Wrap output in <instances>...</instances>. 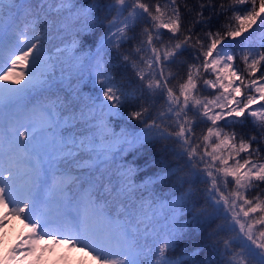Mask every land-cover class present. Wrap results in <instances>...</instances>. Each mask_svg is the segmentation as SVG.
Returning <instances> with one entry per match:
<instances>
[{
	"label": "snow or ice",
	"instance_id": "obj_1",
	"mask_svg": "<svg viewBox=\"0 0 264 264\" xmlns=\"http://www.w3.org/2000/svg\"><path fill=\"white\" fill-rule=\"evenodd\" d=\"M115 6L116 15L104 26L99 42L91 41L95 50L81 56L77 53L88 41L86 30L97 24L91 6L76 9L74 0H0V227L14 215L29 230L0 260L39 259V241L50 239L81 249L96 264H185L186 257L169 253L184 235L178 217L187 209L193 219L223 218L225 224L211 235L225 229L231 233L223 240L224 250L231 253L228 264H264V229L257 232L254 227L264 223V215L252 219L258 212L264 214V200L259 194L253 200L245 196V190L264 183V74L252 78L264 68V0L221 3L220 10L232 11L230 22L223 25L224 31L205 36L193 35L197 24L210 22L203 19L204 3L183 30L178 0H166L163 6L159 0L152 5L135 0L127 16L120 7L126 6L125 0H115ZM208 6L213 7L211 2ZM137 21L146 25L135 47L144 66L131 62L141 84L129 91L104 57L110 47L119 50L123 42L137 39L128 35ZM257 30L258 41L253 39ZM69 33L71 44L53 53L49 45L57 38L66 40ZM233 46L243 52L247 78L236 70ZM186 54L196 62L182 59ZM122 58L129 61L128 55ZM185 64L186 78L171 84L174 73L166 70ZM58 66L60 83L64 73L76 80L77 97L91 82L78 116L65 115L69 102L56 88ZM206 74L215 79H203L200 85ZM208 89L216 92L211 98L200 94ZM161 95L166 96V111L148 119L149 108ZM126 108L132 109L129 120L144 124L131 139L111 127L123 119ZM249 117L254 130L244 131ZM69 120L92 121L95 133L65 137L64 131L75 127ZM200 125L205 127L197 133L194 129ZM151 141L171 147L182 162L165 172L174 178L177 191H183L161 205L171 213L163 225L148 211L152 201L144 196L154 180L137 186L134 169L123 164L115 168L118 181L112 179L115 145L137 147ZM74 170L79 174L71 175ZM197 181L207 185V198L199 207V190L193 186ZM71 184L80 190L74 201L66 195Z\"/></svg>",
	"mask_w": 264,
	"mask_h": 264
},
{
	"label": "trees",
	"instance_id": "obj_2",
	"mask_svg": "<svg viewBox=\"0 0 264 264\" xmlns=\"http://www.w3.org/2000/svg\"><path fill=\"white\" fill-rule=\"evenodd\" d=\"M76 4V9L80 8H89L91 6V15L92 18L97 21L96 26H94L93 29L86 30V34L88 35V41L84 43V46L81 50V52L77 53V55L83 56L85 53L88 52V50L91 48L93 51L95 50V44L91 43V41L95 40L96 42H99V37L104 34V26L107 24L109 20H111L115 15V0H74ZM135 2V0H125L126 6H120L123 7V13L122 16H127L128 12L132 9V4ZM143 3H148L150 5L155 4L157 0H141ZM161 5H163V0H159ZM209 2L213 5V7H209ZM178 3L180 4V10L182 15V30L186 29L190 23L196 19L195 17V11L199 10V4L204 3L205 4V10H204V20H209L210 22L208 24L200 23L197 24L194 27L193 35L199 34L200 36H205V34L208 31H224L223 25L228 24L229 17L232 16V11H223L220 10V4L223 3L225 5H229L230 0H178ZM187 4L189 7L193 8V12H188L184 5ZM111 6V7H110ZM76 9L73 10L75 13ZM236 10L243 11L244 6H236ZM142 11V10H139ZM81 25L77 24L75 27L79 28ZM120 25L117 24V27ZM145 23L143 21H137L134 25H132V30L128 32V35L130 37L136 36L137 39L135 40H128L121 44L119 50L116 48H109L108 52L105 54V60H109L111 64L110 71L113 73V75L116 76L117 80L123 79L125 82L126 87L129 91H132L133 89H137L141 81L139 78L135 75V71L131 67L132 61H137L139 64L142 62L140 61V56L142 53H136L135 47L138 46V41L140 38V33L142 29L145 27ZM114 31V29H110ZM94 33V35H93ZM64 35V34H62ZM170 34H166L163 37L164 41L168 40ZM260 37V30H257L256 33L253 35V39L259 40ZM178 39H182L183 37L181 35H177ZM244 38H247V34H244ZM71 34H67L66 42H69L71 44ZM61 41L59 38L53 40L52 43ZM174 43V41H173ZM207 43V41H205ZM55 44V43H54ZM53 45V44H52ZM235 46H233L234 48ZM150 51V50H149ZM123 55L129 56V61L123 60ZM187 58L188 62L195 63L196 61L192 60L188 54H186V57H182V59ZM202 59V57H201ZM237 63V71H239L240 74L243 76H247L248 71H244L240 67H243L242 64L238 63V60L235 59ZM60 71V68L58 69ZM166 71H171L174 73V76L171 80V84H178L179 82H182L181 77L186 78V72H187V64H185L183 67H178L177 65H170L169 68ZM264 74V68H261L255 75H261ZM75 75V73H73ZM88 75V69L87 66L83 69V76L84 80L87 81L86 76ZM58 76L61 77V75L58 74ZM65 79L62 83H60V77L56 78L57 84L56 88L59 89V95L62 97L68 98L69 96V106L72 110H76V112H79L80 107L74 106L73 103L79 104L81 106L85 103L83 97L89 94V88H90V82L87 81L89 84L88 88H83V91L80 93L79 97H77L75 91L73 94H75L73 97L71 96L69 90L67 89V94H65V85L68 84H76V80L73 78H70L68 76V73H64ZM166 102V96L161 95L159 98L155 99L154 106L149 108V112L147 113L148 119H151L153 116H155L158 111H166L165 108H163L164 103ZM139 103V102H137ZM146 107L148 105H145ZM129 110V108H126L124 111L123 119L117 122H113V129H119L115 130V132L119 133L123 131L128 139H131L133 135L140 134L141 130L144 127V124L140 123L138 120H129L124 119L125 113ZM68 112L69 109L67 108L65 110ZM77 114V113H76ZM148 121L145 120L144 123H147ZM69 124L71 125L70 121ZM111 125V126H112ZM123 126V127H122ZM122 127V128H121ZM205 126L200 125L197 126L194 130L199 133ZM121 128V129H120ZM88 131H86L84 134L94 131L91 129V127H88ZM75 130V131H74ZM174 130V129H173ZM231 128H227L226 131H231ZM252 129V118L249 117L245 123L244 131H253ZM73 132H76L75 134L79 135V129L77 127H69L64 131L65 137H68L70 134H73ZM83 134V135H84ZM90 135V134H86ZM92 135V134H91ZM96 142H100L97 140ZM253 148L256 147L255 144L252 145ZM116 149H119L116 151ZM115 151V164L113 165V181L117 182L118 177L115 175V168L116 165L123 164L125 166H130L132 169H134V175H133V182L137 185H143L146 181L154 180L155 183H152L147 191H144L141 189V191H144V196L149 198L152 201V207L148 209L149 212L155 213L156 217L159 220V223L161 225L166 223V217H169L171 213L167 208H162L161 205H164L166 202L171 201L173 199V196H179L180 191H183V189H180V191H177V186L174 184V178H168L165 175L166 171H169L173 168H176L180 163H182L173 153L171 150V147L164 148L162 146V142L160 141H151L146 142L142 145H139L137 147H132L127 144L124 145H115L114 147ZM264 155V153H262ZM257 159V158H256ZM71 175L75 176L79 173L75 170L70 173ZM158 177H163V179H158ZM229 179V178H228ZM230 180V179H229ZM259 187H253L252 189L246 190L245 194L247 196L259 194L262 191H264V183H259ZM74 184H71L67 189H71ZM199 190L198 193V199L200 203L197 205L199 207L200 205L204 204L206 197L205 188L207 187L206 184L200 183L199 181L196 182V184L193 185ZM188 185L185 184L184 188H187ZM231 190V185L229 186V191ZM227 194V193H225ZM218 198V197H217ZM211 203V200H209V204ZM222 203V202H221ZM221 211H223V208H221ZM179 224L184 225V235L181 239L177 241V246L175 252H170V256H176V255H183L186 257L185 264H228L229 256L231 255L230 252H226L224 250L223 240L227 239L229 235H231L230 232H228L226 229L224 231L219 232L216 236L211 235L214 229L217 228L218 225H224L225 221L222 217L214 216L209 217L208 219L203 218H196L193 219L191 214L188 212L187 209L181 210V215L178 217ZM237 230V226H236ZM238 231V230H237ZM192 253H196L195 256L191 255Z\"/></svg>",
	"mask_w": 264,
	"mask_h": 264
},
{
	"label": "rangeland",
	"instance_id": "obj_3",
	"mask_svg": "<svg viewBox=\"0 0 264 264\" xmlns=\"http://www.w3.org/2000/svg\"><path fill=\"white\" fill-rule=\"evenodd\" d=\"M165 2H166V0H163V4ZM54 43H52L54 46L49 45V47L52 48L53 53L55 52L57 47L62 48L65 46V44H70L69 42H66V40L57 41ZM232 51L234 54H236V59L238 60V63L240 61V63L243 66L240 68L243 69L244 71L245 70L248 71L245 64L243 63V61L240 58L243 55V52L239 51L237 53V49L235 47L232 49ZM221 54L223 55V53H221ZM234 63H237V62L235 61ZM235 65L237 66V64H235ZM140 66L143 67L144 65L141 63ZM58 69H59V66L56 69V78L60 77V76H58V74L61 75V72ZM236 70H237V67H236ZM201 71H203L202 68H201ZM238 73H239V71H238ZM257 76H259V75H254L252 78L255 79ZM86 78H87V76H86ZM245 78H247L246 75H245ZM203 79H215V76L206 74L199 81L200 85H202ZM64 87H65V94L66 95H68L67 89L69 90L72 97L75 95V94H73V92H74V85L73 84H68V85H65ZM90 87H91V82H90ZM200 94L202 96H208L209 98H211L212 96H214L216 94V92L212 89H208L207 91H201ZM67 102H69V96L67 98ZM73 105L80 107L79 104L73 103ZM253 107H256V105H254ZM68 109H69V111L68 112L66 111V115L71 116L73 113H75V114L77 113L76 114L77 116L79 115V112H76V110H72L70 107H68ZM125 117H126V118H124L125 120L128 119L127 112L125 113ZM69 121L71 124H75V127H77L79 129V135L75 134L76 132H73V134H75L77 137H80L86 131H88L89 130L88 127H90V125L92 123V121H89L88 123H84V122H80V121H72V120H69ZM221 126H223V122H221ZM111 127H113V125ZM115 130H119V129H115ZM94 133H95V130L88 132L86 134L91 135ZM86 134H84V135H86ZM97 143H100V142H97ZM241 156H244V154L242 153ZM253 159H256V157L254 156ZM261 162H264V161H261ZM229 179L231 180V177H229ZM245 192H246V190H245ZM257 195L258 194L247 196L245 194L246 198H248L250 200H253L254 198H256ZM259 199L264 200V191L259 193ZM3 211H4L3 208H0V213H2ZM237 211H239V209H237ZM261 215H264V214L258 212L255 215H253L252 219L253 220L258 219ZM6 219H7V223L4 224L3 227H0V257L10 255L9 249L14 244H16L18 242V238H23V234H25L24 231L27 228V227H25L24 221L18 216L9 215V216H7ZM228 220L231 222V216L230 215L228 217ZM254 227H255V230L257 232H259L260 230L264 229V223L255 224ZM237 230L239 231L238 225H237ZM40 248L43 249L42 252L39 251ZM38 256H39V259H36V257H34V256H29V257L25 258L23 261L0 260V264H96V261L91 256H89L87 253L82 251L81 249L69 247L66 243L53 244L52 240H50V239H44V240L39 241Z\"/></svg>",
	"mask_w": 264,
	"mask_h": 264
}]
</instances>
